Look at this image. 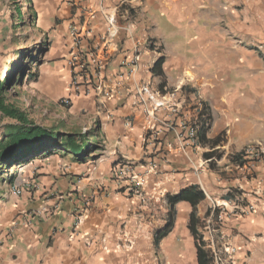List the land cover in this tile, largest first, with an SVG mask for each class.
I'll return each mask as SVG.
<instances>
[{
  "label": "crops",
  "instance_id": "obj_1",
  "mask_svg": "<svg viewBox=\"0 0 264 264\" xmlns=\"http://www.w3.org/2000/svg\"><path fill=\"white\" fill-rule=\"evenodd\" d=\"M35 2L43 33L56 45L53 56H66L57 65L84 60L90 74L98 69L104 93L98 101L108 113L100 144L106 150L92 160H62L64 172L40 169L46 175L34 179L39 188L32 197L9 193V210L23 214L54 204L56 214L45 236L27 214L0 220V230L13 228L4 246L20 250L18 263L134 264V248L149 238L156 203L168 209L166 195L196 185L204 194L196 215L205 247L218 250L227 242L236 248L233 264H264V157L254 164L233 159L245 145L264 143V0ZM160 56L165 93L158 98L151 86L148 99L142 90ZM161 98L167 103L155 107ZM201 103L211 114L206 137L223 139L217 145L180 142L169 126L181 118L197 121ZM121 160L137 164L138 173L140 160L157 165L144 175L147 202L128 191L127 181L112 177ZM6 195L0 192V201ZM174 210L170 234L180 220L187 224L191 206L179 201ZM78 213L82 222L74 227ZM170 234L163 240L171 242Z\"/></svg>",
  "mask_w": 264,
  "mask_h": 264
},
{
  "label": "rangeland",
  "instance_id": "obj_2",
  "mask_svg": "<svg viewBox=\"0 0 264 264\" xmlns=\"http://www.w3.org/2000/svg\"><path fill=\"white\" fill-rule=\"evenodd\" d=\"M35 5V0H0V80L11 71L23 70L25 73L29 71V74L23 77V82L20 85L8 89V100L24 110L28 119L37 125L53 127L60 133L76 131L84 133V135H88L89 131L96 126L98 129L96 142H93L89 137L88 142L91 147L86 150L85 154V158L92 160L98 157L102 150H106L100 146L104 139L106 114H108L103 103L98 101V98L104 94L102 86L98 82L100 74L95 68L93 74H90L84 60L77 64L76 60L68 59V63H65L66 66H63L62 63L60 66L57 65L58 61H64L66 56H61V58L53 56L56 53V45L53 43L51 47L50 36L43 33L42 19H37V26H32L30 13L32 8L36 10ZM16 6L20 8V19L17 18ZM20 21L24 23L19 25ZM44 41H49L50 47L47 52L41 53L38 48ZM83 58L85 59V57ZM83 58L80 57V59ZM32 73L37 74L36 80ZM54 77H56V81H54ZM151 86L154 88L153 91L159 92L158 98L165 93L159 90L152 81H149L148 85L150 92ZM15 123L14 120L0 114V141L4 139V135ZM68 154V152L55 150L50 154L38 155L19 166L15 165L0 173V192L7 193L6 199L0 201V220L8 219L12 213H14V217L27 214L30 221L38 222V226L44 228L43 231H46L44 236L47 235V231L53 225L51 220L56 215L53 213L54 204L40 207V210L33 207L26 208V212L21 214L7 208L8 205H11L8 203V195L11 193L12 187L17 186L23 189V195L29 194L32 197L39 188V182L34 179L46 175L44 171H38L40 169L54 170L57 166L60 170L63 168V172L66 171L67 162L62 160L75 159L71 154ZM146 164L142 160L138 163L141 167ZM12 173L16 174L15 178L13 182L8 183L6 177ZM146 189L142 187L141 194L137 195L134 187V196L147 202ZM155 206L156 214L152 229L149 230V238L146 240L145 237H141V241L136 244L137 248H134V264H177L179 259L182 261L181 264H184L183 259L186 253L189 256L187 264H197L194 239L187 230V224H183L182 220L179 221L176 231L168 233L171 235L169 237L171 242L164 241L165 236L159 241L158 247H154L152 241L154 234L164 227L167 212V206H164L161 201L157 202ZM164 208L166 211H163ZM24 220V218L20 220V223H23ZM204 221L202 220V222ZM218 222L215 220V224ZM198 223L202 224L200 220ZM10 228L8 226L2 228L0 234L7 231L4 235H11L13 228ZM50 231L51 234L45 238L46 246L52 241L53 230ZM201 231L197 229L198 235L202 238ZM4 235L0 236V264H20L18 263L20 250L17 248L8 250L4 246L6 238ZM219 249L218 253L221 255L223 251L221 245ZM216 252V248L210 250L211 255ZM224 259L226 260L225 257ZM224 264H229V262L225 261Z\"/></svg>",
  "mask_w": 264,
  "mask_h": 264
},
{
  "label": "trees",
  "instance_id": "obj_3",
  "mask_svg": "<svg viewBox=\"0 0 264 264\" xmlns=\"http://www.w3.org/2000/svg\"><path fill=\"white\" fill-rule=\"evenodd\" d=\"M16 14L17 18L20 19V8L18 6H16ZM37 19V12L32 8L30 13L32 26H37ZM23 23V21H20L18 24L21 25ZM49 47L50 42L44 41L38 48V51L41 53L47 52ZM163 62L164 58L160 56L149 68L153 83L162 91H164L163 87L166 83L162 68ZM26 74H29V71L27 73L23 70L17 72L11 71L0 80V114L16 122L10 127L9 132L4 135V139L0 141V173L4 172V170L11 169L15 165L19 166L38 155L50 154L55 150L68 152L75 159L83 160L86 150L91 147L88 142L89 137L93 142H96V137L98 136L97 127L95 126L89 131L90 135H84V133L81 134L76 131L60 133L53 127H43L33 123L28 119L27 113L24 110L8 100V89L16 88V85H20ZM32 75H34V79L36 80L37 74L32 73ZM210 123L211 114L209 108L204 103H201L197 116V139L199 145L203 146L208 143L217 145L222 142L223 139L221 136H217L212 140L206 137ZM219 157L220 154H217V158ZM233 159H236L240 164L245 161L241 154L235 155ZM15 175V173L7 175L6 181L8 183L13 182ZM203 198V192L196 185H191L176 194L166 195L165 199L168 205L166 223L162 229L154 234L153 245L155 248L158 247L159 241L167 236L174 225V205L179 201H185L191 206L186 226L194 239L196 263L213 264L210 250L205 248V243L197 232V224L200 219L196 215V205Z\"/></svg>",
  "mask_w": 264,
  "mask_h": 264
},
{
  "label": "built area",
  "instance_id": "obj_4",
  "mask_svg": "<svg viewBox=\"0 0 264 264\" xmlns=\"http://www.w3.org/2000/svg\"><path fill=\"white\" fill-rule=\"evenodd\" d=\"M123 3L128 2V0H121ZM72 36V43L74 48L79 47V36L76 34L75 30L72 29L71 32ZM137 60V58H135ZM147 93L148 99L153 98V94L149 91L148 87L143 88L142 94ZM156 105L155 107H159L167 103V100L164 98L155 100ZM126 126H130V123L127 122ZM171 128L174 129L175 137L180 142H186L190 144L193 147H197L198 139H197V121L196 120H187L185 118H181L178 120L177 124L174 126L173 124H169ZM153 129V127H151ZM242 157L249 163L254 164L260 161L264 157V143L257 142V143H249L244 146L242 149ZM156 164L152 160L149 161L143 168V171L141 173H138L134 169V163L128 162L126 160L118 161L112 168H111V174L112 177L116 180L117 183H120L121 181H127V185L125 187L128 188V191L130 193L134 194V187H135V194L140 195V189L142 191L143 182H144V175H147L154 170H156ZM23 189L21 187L13 186L11 189V193L15 196H21L23 194ZM76 220L74 222V227L79 226V224L82 222L83 213H78L76 215ZM220 222V218L217 219ZM220 249L217 250L216 253L212 255V263L213 264H224L225 261H228L229 264H233L234 261V254L236 251V248L233 247L229 243H224V245L221 247L222 254H227L226 256H223L222 254L218 253ZM226 258V260L224 259Z\"/></svg>",
  "mask_w": 264,
  "mask_h": 264
},
{
  "label": "bare ground",
  "instance_id": "obj_5",
  "mask_svg": "<svg viewBox=\"0 0 264 264\" xmlns=\"http://www.w3.org/2000/svg\"><path fill=\"white\" fill-rule=\"evenodd\" d=\"M192 256V255H191ZM183 257V256H182ZM189 260V256L187 255V253L185 254V256H184V259H183V263L184 264H187V261ZM180 262H182L181 261V259H179L178 260V263L177 264H180Z\"/></svg>",
  "mask_w": 264,
  "mask_h": 264
}]
</instances>
